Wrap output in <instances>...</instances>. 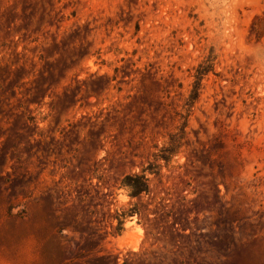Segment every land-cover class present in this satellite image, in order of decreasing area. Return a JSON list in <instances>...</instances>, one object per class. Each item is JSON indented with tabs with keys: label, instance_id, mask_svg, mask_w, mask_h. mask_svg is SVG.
Masks as SVG:
<instances>
[{
	"label": "rangeland",
	"instance_id": "1",
	"mask_svg": "<svg viewBox=\"0 0 264 264\" xmlns=\"http://www.w3.org/2000/svg\"><path fill=\"white\" fill-rule=\"evenodd\" d=\"M0 264H264V0H0Z\"/></svg>",
	"mask_w": 264,
	"mask_h": 264
},
{
	"label": "trees",
	"instance_id": "2",
	"mask_svg": "<svg viewBox=\"0 0 264 264\" xmlns=\"http://www.w3.org/2000/svg\"><path fill=\"white\" fill-rule=\"evenodd\" d=\"M126 179H127L126 184L133 188L132 194L134 196L138 195L139 193L143 191H147V187L143 186V184L141 185V183L139 182V176L129 175L126 177Z\"/></svg>",
	"mask_w": 264,
	"mask_h": 264
}]
</instances>
